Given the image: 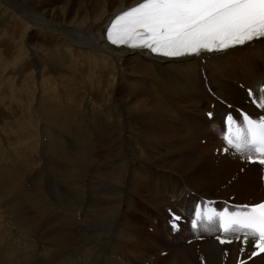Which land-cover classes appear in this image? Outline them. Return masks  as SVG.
I'll return each mask as SVG.
<instances>
[{
  "label": "bare ground",
  "instance_id": "bare-ground-1",
  "mask_svg": "<svg viewBox=\"0 0 264 264\" xmlns=\"http://www.w3.org/2000/svg\"><path fill=\"white\" fill-rule=\"evenodd\" d=\"M141 1L0 0V264H29L27 246L40 247L41 264L251 256L250 239L221 246L215 230L186 223L173 234L167 210L187 215L201 197L264 199L262 167L224 152L222 138L229 106L257 113L246 89L264 84V40L178 61L110 46L108 23ZM46 170L64 179L49 192L66 206L49 198ZM58 207L69 219L56 213L39 226Z\"/></svg>",
  "mask_w": 264,
  "mask_h": 264
},
{
  "label": "snow or ice",
  "instance_id": "snow-or-ice-1",
  "mask_svg": "<svg viewBox=\"0 0 264 264\" xmlns=\"http://www.w3.org/2000/svg\"><path fill=\"white\" fill-rule=\"evenodd\" d=\"M106 36L113 45L147 49L169 58L223 52L264 38V0H142L118 14ZM253 91L248 90L250 97ZM255 91L253 103L259 101L257 106L264 109V84ZM208 116L211 118L212 113ZM225 123L223 151L264 165V117L241 113L238 122L228 114ZM210 203L194 211L193 229L205 221L217 223L226 235L237 240L243 235L245 245L251 239L256 249L251 256L264 253V202L235 205L231 211L225 207L220 212ZM169 212V223L178 229L182 217L171 209ZM217 239L221 244L233 242L220 236Z\"/></svg>",
  "mask_w": 264,
  "mask_h": 264
},
{
  "label": "rangeland",
  "instance_id": "rangeland-1",
  "mask_svg": "<svg viewBox=\"0 0 264 264\" xmlns=\"http://www.w3.org/2000/svg\"><path fill=\"white\" fill-rule=\"evenodd\" d=\"M73 144V143H72ZM46 152V153H45ZM42 155H44L43 156V160L44 161H47V160H52L53 158H52V156L50 155V153L46 150L45 151V149H44V151L42 152ZM53 163L55 162V161H52ZM57 162V161H56ZM47 165H48V163L47 162H45ZM48 172V170H46L45 171V179L46 180H44V184H45V186H46V190H48V194H49V198L51 199V200H53L52 202H55L56 204H58V205H62V207L63 206H66V202H64V201H62L61 200V198H55L54 197V195H52V193L51 192H49V191H51V190H49V189H51V185H54L55 187L57 186L58 188L59 187H61L59 184H58V182L60 181V179H63V178H60V175L58 174V173H55V172H52V174L51 173H47ZM51 174V175H50ZM49 176V177H48ZM43 178V179H44ZM49 179V180H48ZM51 179V180H50ZM47 180L48 181H52V183H49V182H47ZM63 181H64V179H63ZM57 182V183H56ZM87 183V182H86ZM49 184V185H48ZM51 184V185H50ZM48 186V187H47ZM50 187V188H49ZM264 189V188H263ZM262 191V190H261ZM213 195L215 194V192H216V190H214V191H210ZM261 193V192H260ZM69 194V193H68ZM68 194L66 195V196H64V197H69L70 196V194H69V196H68ZM54 198H55V200H54ZM252 198V197H251ZM58 199V200H57ZM244 200H246V199H244ZM59 207H58V209H56L57 210V212H56V210L55 209H53V210H55L54 212H53V210L52 209H50V211L48 210L47 212H48V216L47 215H45V216H41V217H38V222L39 221H41V219H42V217H45V218H43V220L42 221H47L49 218L48 217H55V214L57 213L58 215H60L59 217H61V218H64V219H67L66 217H68V219H69V213L68 212H66V210L65 209H63V208H61L60 209V211H59ZM52 211V212H51ZM46 211L44 210V212H43V214L45 213ZM47 212H46V214H47ZM63 212V213H62ZM49 213H50V215H49ZM51 213H52V216H51ZM56 214V216H58ZM61 214H63V215H61ZM66 215V216H65ZM39 218H41L40 220H39ZM48 218V219H47ZM42 221L41 222H39L40 223V225L39 226H41L42 224H44V223H42ZM42 223V224H41ZM71 224L73 225V226H71ZM74 226H76V223L75 222H71L70 224H69V226H68V228L71 230V228H72V230L71 231H73V233H76V230H77V228L76 227H74ZM64 231H66V228H64ZM13 232V231H12ZM9 232L10 234H9V236L12 234H14L13 235V237H12V235L10 236L11 238L9 239V237H8V240L9 241H11V243L12 244H14V243H16V239L18 238L17 237V235H16V232ZM16 236V237H15ZM73 236L74 237H76L77 235L76 234H73ZM15 239V240H14ZM14 240V241H13ZM17 243H18V241H17ZM16 243V244H17ZM49 243V242H48ZM50 244V243H49ZM17 247L19 248L20 246H19V244L17 245ZM27 248H28V250L30 251V254H29V257H28V259H27V261L28 260H31V261H28L29 262V264H41V263H39L40 261H42V259L44 258L43 256V254H41V249H40V247L38 248H31V247H29V246H27ZM39 252V253H38ZM33 253V254H32ZM37 255H39L40 256V258H39V256H37ZM41 256H42V258H41ZM34 258V259H33ZM39 260V261H38ZM24 262V260H21V263H23ZM42 263H43V261H42ZM1 264H5V262L4 263H1Z\"/></svg>",
  "mask_w": 264,
  "mask_h": 264
}]
</instances>
